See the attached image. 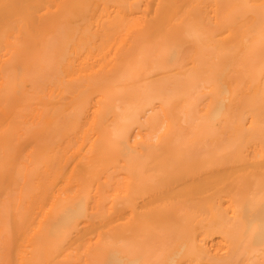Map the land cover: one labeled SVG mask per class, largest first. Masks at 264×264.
I'll use <instances>...</instances> for the list:
<instances>
[{
    "label": "bare ground",
    "instance_id": "obj_1",
    "mask_svg": "<svg viewBox=\"0 0 264 264\" xmlns=\"http://www.w3.org/2000/svg\"><path fill=\"white\" fill-rule=\"evenodd\" d=\"M0 264H264V0H0Z\"/></svg>",
    "mask_w": 264,
    "mask_h": 264
}]
</instances>
